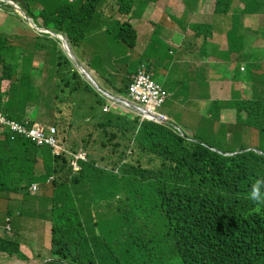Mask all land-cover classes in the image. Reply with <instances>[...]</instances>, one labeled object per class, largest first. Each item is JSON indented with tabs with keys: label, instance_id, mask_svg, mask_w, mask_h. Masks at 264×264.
Segmentation results:
<instances>
[{
	"label": "trees",
	"instance_id": "trees-1",
	"mask_svg": "<svg viewBox=\"0 0 264 264\" xmlns=\"http://www.w3.org/2000/svg\"><path fill=\"white\" fill-rule=\"evenodd\" d=\"M16 1L20 2L25 12L23 15L29 17L25 19L28 24L33 19L38 27L47 31L40 36L56 43L64 36L70 43L80 44L95 18L105 27L112 24L105 30L111 34L107 39L112 46H117L113 44L115 41L134 48L138 36L149 38L148 42L160 41L159 28L152 30L145 25L139 32L128 20L122 22L115 16L107 20L99 16V7L109 0H74L73 3L69 0ZM115 1V4L111 3V9L116 5L118 14L132 12L135 0ZM117 30L114 34L113 31ZM11 48L9 39L0 37V112L23 126L26 125L22 122L24 119H31L29 124L39 126L46 137L50 136L51 127L56 128L55 136L63 150L57 152L32 137L23 136L13 141L11 137L16 134L6 127L0 133V192H5L12 184L15 192L20 194L25 184H45L51 177H56L51 183L54 259L78 256L80 260L92 262L100 258L103 251L109 254L119 246L126 248V253L132 250L138 261L146 257L151 261L150 254L137 251V244L145 243L151 237L152 241L148 243L153 245L163 234L172 245L167 254H172L174 248L177 253L161 260L162 264H169L170 259L176 264H264V203L249 198L252 185L258 179L264 180V127L254 125L250 114L246 119L240 118L238 124L261 131L260 143L256 147L258 152L245 148L233 157L203 147L200 143L204 142L199 137L195 139L196 143H189L167 129L144 125L138 131L137 121L107 116L98 124L100 152L103 154L112 149L119 155L118 160L101 157L99 162L93 159L82 162L80 175L72 177V161L79 146L69 140L70 132L60 119L62 112L59 108L62 105L70 107L68 100L58 101L62 93L58 87L62 81L60 78L59 82L55 81L54 98L36 82L34 66L14 74L2 63L5 50ZM150 60L144 62L147 67L156 71L161 69L156 60ZM43 75L48 79L51 76L47 77L46 71ZM4 81L8 82V88L2 91ZM236 102H231L230 108ZM217 104L213 102L211 110ZM42 106L48 113L55 111L54 123L46 120L54 126L40 122ZM235 107L239 112L244 108L257 113L262 106L242 101ZM100 114H103L102 109ZM216 117L214 113L212 118ZM113 128L118 133H114ZM118 139L123 143V152L120 153L117 151L122 145L116 143ZM84 142L87 149L89 145ZM209 146L214 149L212 144ZM122 156H126L129 162L124 163ZM102 165L111 171L119 170L120 177H111L110 170ZM38 168L42 169L41 173H37ZM87 195H99L100 204L104 203L101 206L103 217L99 222L94 223L92 217L86 222V214L80 219L90 207ZM148 206L151 208L145 211ZM133 210L154 216L157 222L145 216L142 224L136 227L132 223ZM20 245L17 237L0 236L1 252L26 260ZM90 245L94 246L95 253L85 249Z\"/></svg>",
	"mask_w": 264,
	"mask_h": 264
},
{
	"label": "rangeland",
	"instance_id": "rangeland-1",
	"mask_svg": "<svg viewBox=\"0 0 264 264\" xmlns=\"http://www.w3.org/2000/svg\"><path fill=\"white\" fill-rule=\"evenodd\" d=\"M8 7H4V10H0V37H7L9 39V45L13 48H16L14 51H11V49L7 50V54L3 55L2 57V63L6 65L10 70H14L16 68H19L23 64L22 54L21 51H23L25 57L24 59H27V56L30 55V58L33 60V74L37 77L39 74H43L46 71L47 77L51 74L50 78H44L40 80V85L44 87L43 89L46 90L47 88H50L52 86H55V81L60 78L62 83L59 85L58 89L62 92L61 93V100L63 101H69L70 107L61 106L60 111H63L61 114V121L62 124H66V127L69 128L70 137L69 140L73 143L78 144L79 149H84L89 154V160L93 159L96 161L97 157H107L109 161H113L110 157V155H115L119 158L118 154H115L112 152V149H109L105 151L103 154L100 152V143H99V136L100 131L96 129V127L91 124L90 122L86 121V115L90 112L99 113L100 111V103L102 102L101 94L83 77L82 74L79 73L78 70H72L71 66H66L65 64V57L60 46L56 47V50L51 51V49H55L52 42H50L49 39L40 38L34 30L31 27V25L28 24V22L25 20L28 17L23 15L19 16L16 13V10L14 8H17L19 10V13L23 12V8L20 5V2L16 0H9V3L7 4ZM6 5V6H7ZM10 6V7H9ZM104 8L108 9V13L110 15H113L117 18L124 19V15L116 14L115 8L111 9L110 1L103 5ZM6 8V9H5ZM148 6H145L143 9H137L136 12H143L145 9H147ZM130 15L126 16L128 19ZM129 20V19H128ZM112 22V21H111ZM40 23V22H39ZM146 24H138L137 29H143ZM161 28L163 27H172L170 23L168 22H162L159 24ZM91 32V33H90ZM85 36V42L82 43L80 47L73 48L74 54L77 57V60L80 64H82L84 67L88 68L91 72L94 73L95 80L97 81L99 86L106 90L105 85H110V75L106 74L107 71V61H111V65L108 66V72H114L115 75L120 76L122 75L124 70V66L118 65V63L115 62L116 57L121 58L123 56V52L116 50L115 46L109 47L104 49L106 46H109V40L107 38L100 37L98 32L90 31ZM37 41V42H36ZM40 45H44L45 48L39 49ZM123 48H125L126 45H122ZM82 48V49H81ZM86 49V55H83V50ZM128 49V47L126 46ZM113 50V58H107L104 55V52H111ZM42 51H48V55L43 53ZM8 55V56H6ZM32 65H28L23 68H19L13 73L17 71L18 73H21L23 70H27L30 67H33ZM61 66V67H60ZM74 67V65H72ZM57 67L60 68H66L63 70V74L58 75L55 71L58 70ZM238 67V65H236ZM113 68V69H112ZM52 69V72L49 71ZM75 69V67H74ZM112 69V71H111ZM117 70V71H116ZM76 71V80L73 79V75ZM119 71V72H118ZM112 72V73H113ZM48 80L50 82H48ZM59 82V81H58ZM70 83L72 85L67 86V84ZM106 83V84H105ZM8 87L7 83H3V89L5 90ZM73 89H76L77 92H72ZM111 94L115 96H121V94L118 91L112 90L110 92ZM71 97V98H70ZM219 97V96H218ZM222 100V99H221ZM259 102V105L264 107V98L257 99ZM180 111H183V108L178 107ZM43 113L39 116L40 122L51 125L49 121H52L54 123L55 119V111L51 110L49 113L48 110L42 106L40 112ZM162 113H166L171 121V125L180 128L181 129V123H180V113L177 109H175L172 104H169L168 106L164 107L162 110ZM171 114V115H170ZM73 115V116H72ZM72 116V118H71ZM222 121L224 122V128L223 131H226V134H223L221 137V141L226 146L224 151L227 152H234L239 151L241 149L245 148H256L258 146L257 143H259V138L255 135L247 137L241 135L240 133L234 134L233 140H224L228 135V125L235 123V111H224L220 115ZM75 123L74 125H69V122ZM51 126H54L53 124ZM27 131L34 130L36 126L32 127L31 124H27L24 126ZM222 131V132H223ZM90 141V146L86 149L85 142L84 141ZM220 141V142H221ZM116 143H120L122 145L121 149H119L117 152H123V143L120 141V139L116 140ZM216 148L218 150H221L220 147L217 145ZM124 159V163L129 162L126 156H122ZM96 163V162H95ZM97 164V163H96ZM100 166V165H99ZM103 166V165H102ZM101 167V166H100ZM42 169L38 168L37 173H41ZM50 181H48L44 186L38 183L34 184H26V187L23 188L20 191V194H17L15 192L16 188L14 185L11 184L7 187V190L5 192H0V233L5 232L6 225L11 224L12 226V235L17 236L18 232L16 229V217L18 218H24V222H19L20 226H22L25 230H28V226L26 224L31 223L35 221L38 224V228L36 231V236L39 238L42 244H46L48 241H51V211L53 208V200H52V181L56 177H52ZM25 184V183H24ZM44 187V188H43ZM43 189V190H41ZM40 191V192H39ZM39 192V194L43 193L44 196L37 198V197H31L36 198V213L38 214V217H34L33 214H30L32 202L27 198L28 195ZM21 196V197H20ZM20 197V198H19ZM88 199L87 202L90 205V197L87 195ZM98 201L99 195L97 196ZM104 204V203H103ZM103 204H100L98 207L93 206L88 207V210H86L82 215H80V219L86 214L85 219L93 218V222H99L101 219V216L103 217V213L101 212V206ZM23 210V212L20 213V210ZM91 209V210H90ZM90 212V213H89ZM89 214H91L89 216ZM12 218V219H10ZM6 219L9 221L7 222ZM49 221V225H44L43 220ZM13 221V222H12ZM12 222V223H11ZM53 223V222H52ZM99 230V228H98ZM10 233V232H8ZM83 245V244H82ZM43 246V245H42ZM88 246H85L87 248ZM127 249H122L121 247H115L112 252H110L107 256L105 255V258H107L106 261H102L100 264H138L136 263L137 259L135 258V255H133V252L126 253ZM143 261H147L148 264H158L159 261L156 259H152L151 261L146 257L142 259ZM15 261L10 260L9 257L4 255L0 252V264H13ZM67 264H71V262H67ZM169 264H176L174 259L169 260Z\"/></svg>",
	"mask_w": 264,
	"mask_h": 264
},
{
	"label": "bare ground",
	"instance_id": "bare-ground-1",
	"mask_svg": "<svg viewBox=\"0 0 264 264\" xmlns=\"http://www.w3.org/2000/svg\"><path fill=\"white\" fill-rule=\"evenodd\" d=\"M159 1V0H158ZM162 1V0H161ZM159 1V2H161ZM214 2H226L227 0H212ZM235 1V0H232ZM236 1H243V0H236ZM214 11L219 14H227L229 11H232L231 7L222 8V7H216L214 6ZM108 12L107 8L102 7L98 11V15L101 16ZM233 16H236V18H240L241 14H249V13H257L261 15L260 12H258L256 9L251 8L249 6H243L241 8V13L238 11H232ZM137 20L140 21L141 24H146L148 19H153L156 24H161L162 22H167L168 17L172 16V12H168L167 14H161L160 12H157L155 10L148 11L147 14L144 12H135L132 14ZM30 20V19H29ZM122 21V20H121ZM31 23L35 24V21L33 19L30 20ZM93 22L100 27V21L95 18ZM124 22V21H122ZM112 24H109L107 27H110ZM107 27H102V30L99 31V35L102 38H108V36H111L108 32L105 30ZM33 29L35 33L40 36L42 35L41 27L35 26ZM260 29V27L257 28V30ZM90 31H94L92 29H89L86 34H88ZM119 30L116 32L113 31L114 34H116ZM235 31V28L233 26L226 28L225 33L226 35L232 36ZM252 32H254V29H251ZM190 31L183 29L180 32L164 36L162 32H159L158 38H160V41H156V43L148 42L149 38L138 36L137 44L134 48L128 47V45L124 44L123 42L117 43L113 42V44H116V50H119L123 52V56L121 58L116 57L115 62L118 63V65L124 66V70L122 75L117 76L113 72H108V66L111 65V61H107V71L106 74L110 75V85H105L106 90L102 89L97 81H94L96 78L94 76V73L88 70V68L84 67L82 64H80L77 60L76 55L74 54L73 48L80 47L82 43L85 42V37L83 41L79 44H64L60 42H52L55 49H51V51L56 50L57 46H60L61 51L64 54L65 62L68 63V66H71L72 70H78L80 74L83 75V77L92 85L96 86L98 89L103 90V94L106 96L107 102L112 104L114 106V111H107L103 114L90 112L86 115V121L93 124L97 130L98 124L100 121H102L104 118L110 115H115L116 117H122L126 120H129L130 122H138V131L143 127L144 125H153L158 128H163L171 131L174 135L182 138L183 140L189 142V143H196V138H202L204 143H200L203 147L209 149L210 151L214 152L212 148H210L211 142L215 141H221V137L223 134H226V131L223 132H217L218 130H223L224 128V122L222 121L220 115L224 111H235V123L228 125V135L225 138L227 139H234V134L240 133L241 135L247 137V135H255L257 138H261V131L258 130L256 127L251 128L246 126H240L238 124V120L246 119L248 118L249 114L251 116V120L254 125H259L260 122L264 121V111L254 113L252 110H247L242 108L241 112L233 105L232 108H230V103L232 101H225V100H219L217 98H209L206 100L205 103H197L195 100H188L189 97L192 94V90H182L183 87H185L186 82H181L180 80H174L170 74L166 71L164 76L166 77V82H163L159 79L158 76H156L153 73V70L147 67L144 62L145 61H151L150 59H153V55L150 51L146 49H142L141 44H161L165 45L168 48V54L171 57H177L180 53V51H184L186 48L181 47H175L173 46V40L178 38L181 34H186ZM91 33V32H90ZM86 36V35H85ZM43 38H47L42 36ZM54 35H51V38H53ZM64 37V36H63ZM230 42L231 39H228ZM122 45H126L128 49L123 48ZM112 47V43H109V46H106L104 49ZM45 48L44 45H40L39 49ZM82 49V48H81ZM86 49L83 50V55H86ZM231 49V46H229V50ZM44 54L46 53L48 55V51H42ZM104 55L107 58H113V50L111 52H104ZM159 59H161V55H159ZM30 55L27 56L26 61H31ZM74 65V67L72 66ZM21 68L26 67V63L23 62V64L20 66ZM19 67V68H20ZM66 68H60L57 67L58 70L55 72L60 75L63 74V70ZM19 68H16L12 71H15ZM240 68V67H239ZM59 70L61 72H59ZM52 72V69L49 70ZM117 71V70H116ZM119 72V71H118ZM1 73V70H0ZM42 74V73H41ZM40 75V74H39ZM245 77L249 81V89L251 90V93H241L239 95V99H237V102L240 100H247V96L249 97L248 102H255L258 103L259 101L257 99L264 98L263 91H264V73L260 74L258 72H242L239 75V78ZM37 79V78H36ZM73 79L76 80V71L73 75ZM3 83H7V81H4ZM106 84V83H105ZM72 84L68 83L67 86H70ZM8 88V87H7ZM6 88V89H7ZM55 86H52L50 88H47L44 92L50 93L54 98V91ZM5 89V90H6ZM3 89L2 84V91H5ZM77 92L76 89H73ZM118 91L122 97L115 96L111 94L110 92ZM71 98V97H70ZM183 99V100H181ZM58 101L61 103V98L58 99ZM56 102V101H55ZM212 102H218L219 104L214 105L212 107V110L210 108V104ZM236 102V103H237ZM169 104H172V106L177 109L180 113V123H181V129L177 128L173 125H171V121L168 118L169 116L166 113H162V110L164 107L168 106ZM64 106V105H62ZM178 107L183 108V111H180ZM60 110V108H59ZM64 111V110H63ZM60 111V112H63ZM215 113V118H212ZM171 115V114H170ZM1 118L6 119L9 123L13 124L15 123L14 119L9 118L4 113L0 115ZM211 118V119H210ZM24 124H29L31 122V119H24L22 121ZM200 123V125H199ZM200 126V129H198ZM200 131H203V134H200ZM114 133H118L115 128H113ZM116 144V143H114ZM258 152V151H256ZM231 153V152H228ZM262 153V152H260ZM110 157L114 160H118V157L115 155H110ZM101 157H97L96 161H100ZM142 165V164H141ZM146 165V164H144ZM103 168L110 170L107 166L103 165ZM111 177H120L121 172L119 170L111 171L110 174ZM26 185V184H25ZM44 186V185H42ZM44 188V187H43ZM43 190V189H41ZM40 192V191H39ZM36 192V193H39ZM53 197V195H52ZM151 206L146 207L144 210L147 211ZM147 218H151L150 215H145ZM144 216V217H145ZM143 218H138L135 221H132V223H137L139 226L142 224ZM92 239L91 236H87ZM116 241V240H115ZM114 241V242H115ZM162 251L164 247L161 245L160 241H157L155 244H149L147 243H138L137 244V251L141 252H150V256L152 259H155L158 255V251ZM129 252H132V250H128ZM167 254V252H166ZM168 255V254H167ZM138 264H148L147 261H136ZM158 264H162V262H159Z\"/></svg>",
	"mask_w": 264,
	"mask_h": 264
},
{
	"label": "crops",
	"instance_id": "crops-1",
	"mask_svg": "<svg viewBox=\"0 0 264 264\" xmlns=\"http://www.w3.org/2000/svg\"><path fill=\"white\" fill-rule=\"evenodd\" d=\"M159 1L154 5H147L148 8L143 12L145 14L152 10L161 14L172 12V16L168 17V20H171L167 21L172 27L161 28L153 19H148L147 28L152 30L159 28L164 36L183 29L190 32L181 34L173 40V46L186 48L174 58L168 54V48L165 45L159 43L141 45L143 50L151 52L153 60L161 66V69L153 70V73L163 82L167 80L164 76L166 71L174 80L185 81L186 85L182 90L191 89L192 94L188 100H195L197 103H205L209 98L234 102L239 99L241 93L250 94L249 81L245 77L239 78V75L241 66L246 67L244 72L264 73V0H258V5L249 6L261 15L241 14L240 18L233 16L232 11L241 13V8L248 0H235L231 5L232 11L227 14L216 13L215 2L212 0ZM138 24H141L139 20H137ZM231 26L235 28V31L228 37L225 29ZM258 27L260 29L257 30ZM251 29L255 31L252 32ZM228 39L231 41L229 42ZM229 46H231L230 50ZM247 97L249 100L250 96ZM43 196L44 194L41 193L40 197ZM27 198L32 202V205H29L30 214L38 217L37 199L29 196ZM21 212H23L22 208ZM16 218V225L21 233L36 234L38 224L35 221L26 224L28 230H25L19 224L24 222V218H18V216ZM44 225H49V221L44 219L42 226Z\"/></svg>",
	"mask_w": 264,
	"mask_h": 264
},
{
	"label": "clouds",
	"instance_id": "clouds-1",
	"mask_svg": "<svg viewBox=\"0 0 264 264\" xmlns=\"http://www.w3.org/2000/svg\"><path fill=\"white\" fill-rule=\"evenodd\" d=\"M69 1L71 3L74 2V0H69ZM109 1H110V5H111V3L112 4H115V2H116L115 0H109ZM157 1L135 0L134 5H133V10L129 14L130 15V17L128 18L129 20L126 18V16H128V15H124L125 16L124 19H122V18H118V19L119 20H122V21H127L128 20L137 29V19L132 14L135 13L137 11V9H143V6L145 8V6H147V5H154V4L158 3ZM233 2L234 1H232V0H227L226 2H223V3H221V2H215L214 5L216 7L227 8V7H231V5L233 4ZM8 3H9V0H0V10L3 11L4 10V7ZM258 4H259V1L258 0H248L247 2L244 3L245 6L258 5ZM102 7H103V5H101L99 7V10ZM16 8H17V5H16ZM16 8H14V9L16 10V12H18L19 15L22 16V14L25 13L24 10H23V12L19 13V10L16 9ZM115 9L117 10V6L116 5H115ZM116 10H115V13L118 15V13H117ZM253 14H256V13H249V15H253ZM111 16H113V15H110L107 12V13H105V14L102 15V18L109 20L108 18L111 17ZM115 18H117V17H115ZM29 25H31L32 28H34L35 26H37V24H33L31 22L29 23ZM104 25L105 24L103 22H101L100 23V27H99L95 23H93V26L90 29L94 30L95 32H99V31L102 30V27H105ZM137 30L139 31V29H137ZM41 31H42L43 34H46L47 33V31H46V29L44 27H41ZM39 37L40 38H43L42 36H39ZM58 42L64 43V44H70L68 38H66V37H63V38L59 39ZM11 51H13V50H11ZM5 54H7V50H5ZM21 54H22L23 62L26 63V66H28V65H32L33 66V60L26 61L24 59L25 55H24L23 51H21ZM6 56H8V55H6ZM65 64H66V66L68 65L67 62H65ZM245 70H246V67L245 66H241V71L244 72ZM36 78H37L36 79V82H38L40 84L41 83L40 80H42L44 78V75L43 74H40ZM93 87L102 96V98H101L102 102L101 103H103V104H102V107H101V103H100V110L102 109L103 113H105L107 111H114L115 110L114 109V106L112 104H110L109 102H107L106 96L103 94V90L102 89H98L96 86H93ZM263 96H264V94H263ZM242 101H248V100H240L237 103L242 102ZM212 103H208V104L211 105ZM258 110L260 112H262V111H264V107H261ZM30 112H31V110H30ZM99 113H100V111H99ZM0 114H3V112H0ZM72 116H71V118H72ZM30 118H32V117H30ZM17 124H19V123H17ZM74 124L75 123H73L71 121L69 122V125H74ZM19 125H21V124H19ZM259 125L262 126V127H264V121L260 122ZM21 126H23V125H21ZM241 126H244V125L242 124ZM37 127H39V126H37ZM5 128L6 127L0 125V133L2 131H4ZM8 128L12 132H14L16 134V135H13L11 137V140L15 141L18 138H22L23 137V135L15 132V130L12 129L11 126L8 127ZM52 128H54V127H51L50 128V136H52V137L55 138V140L57 141V146H52L51 144H49L47 142H45V143L47 145H49L50 147L55 148L57 152H61L63 149L58 144V140L56 139V136H55L56 135V128H54L55 129V132H52V130H51ZM215 131L222 132L223 130L216 129ZM228 131H229V129H228ZM224 140H226V139H224ZM230 140H233V139H230ZM86 143H88V145L90 146V141L89 140L86 141ZM259 143H260V141H259ZM259 143H257V144L259 145ZM211 144L214 147V149L212 148L214 152H216L218 154H221V155H224L225 157H233V156H236V155L240 154V150L239 151H234V152H231V153H228L226 151L227 152L226 154H223L222 152H220V151H223L226 148V146L223 144L222 141L221 142L220 141L211 142ZM217 145L220 147L221 150H218L216 148ZM223 145H224V149H223ZM99 149H100V147H99ZM248 150L257 151L256 148H249ZM87 161L89 162V154H88V152L85 151L84 149H79L78 150V153L75 156V160L72 161V173H73L72 174V177L73 176H76V175L77 176L80 175V172L83 169L82 162H87ZM51 179H53V178L51 177L50 180ZM38 184L40 185L41 183H38ZM45 184H41V185H45ZM262 188H264V180H259L258 179L256 181V183H254L252 185V187H251V191H250L249 198L251 200H253L254 202L264 203V191H262ZM28 196L29 197H40L41 194L34 192V193H32V194H30ZM91 197H92L90 199V202L91 203L88 206H90L91 208L93 206L98 207L100 205V201H98L97 195H92ZM52 200H53V197H52ZM145 215H148V214L141 213L138 210H133L132 221H135V220H137L140 217L141 218H144ZM52 217L53 216H52V211H51V219H52ZM151 218H152V222H157V219L154 216H152ZM10 219H12V218H10ZM15 219L17 220V218H15ZM88 220H90V219H86V222ZM6 221L9 222L7 219H6ZM134 226L138 227L139 225L137 223H134ZM16 229H17V232H18L17 236H14V235L11 234L12 231H13L11 224L6 225L5 232L0 233V236L1 235H4V234H7L8 237H10V238H16L17 237L18 240H19V242H20V244H21L20 245L21 246V252L27 257V259L24 260V259L18 258L16 256H9L8 254L3 253V252L0 251L1 253H3L4 255H6L7 257H9L10 260L15 261V263H13V264H67V262H71V264H100L102 261H106V263H107V258H105V255L107 256L108 254L105 251L102 252V256L100 258L94 259V260H92V262H89L88 260H80L78 258V256H76L74 258H69L68 257V259H65L62 256H59V259L58 260L57 259H54L53 256H52V222H51V241L50 242L48 241L46 244H42L41 241L39 240V238L36 236L35 233H32V232H24V233H21L19 231V229L17 228V225H16ZM8 232H10V233H8ZM156 239L161 242V245L162 246H164V249L162 251H158L157 249H155L156 251H158L157 258H158V261L159 262H161V260H165L169 256L175 255L177 253V250L174 248L172 254H170V255H167L166 254L167 251L172 250V245L169 244L170 239H166L163 234L159 235ZM151 241L152 240H151V237H150V238H148L145 241V243L151 242ZM87 248H89L92 253H95V251H96L93 245H90ZM87 248H85V249H87ZM97 248H100L101 249V247H97ZM144 253H145V255L146 254H150V252H144Z\"/></svg>",
	"mask_w": 264,
	"mask_h": 264
},
{
	"label": "built area",
	"instance_id": "built-area-1",
	"mask_svg": "<svg viewBox=\"0 0 264 264\" xmlns=\"http://www.w3.org/2000/svg\"><path fill=\"white\" fill-rule=\"evenodd\" d=\"M0 125H2L4 127H10L11 126L12 129L15 130V132H17L23 136H26L28 138L32 137L39 144L47 142V143L51 144L52 146H57V141L55 140V138L52 136L46 137L44 132L39 127H36L34 130L27 131L24 126H21L17 123L11 124L6 119H3L1 117H0ZM51 130H52V132H55L54 128H52Z\"/></svg>",
	"mask_w": 264,
	"mask_h": 264
}]
</instances>
